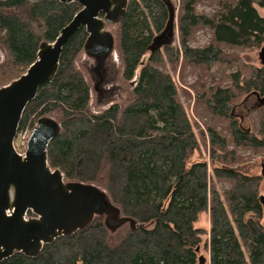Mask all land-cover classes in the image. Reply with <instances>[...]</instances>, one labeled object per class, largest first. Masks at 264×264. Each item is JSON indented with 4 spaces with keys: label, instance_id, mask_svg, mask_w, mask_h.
<instances>
[{
    "label": "trees",
    "instance_id": "obj_1",
    "mask_svg": "<svg viewBox=\"0 0 264 264\" xmlns=\"http://www.w3.org/2000/svg\"><path fill=\"white\" fill-rule=\"evenodd\" d=\"M202 0H126L119 20L117 47L125 80L141 59L132 98L100 112L89 107L90 85L77 67L87 32L79 27L63 45L53 78L38 87L26 105L17 131H31L38 120L59 112V130L47 146V163L65 182H102L122 215L136 222L114 241L103 216L69 235L56 237L35 256L15 252L0 264H196L207 251L208 264H264V205L260 175L235 166L239 149L264 154V130L243 126L234 108L247 97H264V65L239 63L235 49L264 45V0H209L212 15L197 12ZM77 2L0 0V85L18 78L37 59L43 43H53L80 9ZM174 11L168 44L149 51L153 38ZM207 29L203 46H190L194 33ZM231 49V50H228ZM167 61L199 68L197 95L205 109L228 119L229 137L207 127V159H191L200 148L196 125L178 100L175 79L161 67ZM236 65L225 85H206L212 67ZM201 80V82H200ZM196 88V87H195ZM264 115V105L254 106ZM204 137V136H203ZM232 148H229V146ZM216 181L230 182L218 191ZM208 224L194 226L201 214ZM27 215H32L30 210Z\"/></svg>",
    "mask_w": 264,
    "mask_h": 264
},
{
    "label": "water",
    "instance_id": "obj_2",
    "mask_svg": "<svg viewBox=\"0 0 264 264\" xmlns=\"http://www.w3.org/2000/svg\"><path fill=\"white\" fill-rule=\"evenodd\" d=\"M59 1L77 2L81 8L53 43L40 45L37 59L23 74L0 88V262L15 252L35 256L44 244L83 228L75 227L78 225L76 218L82 216L80 207L85 202H92V196H98L92 186L85 183L76 182L80 189L73 191L70 183L64 182L61 171L49 167L47 146L57 135L59 123L45 117L38 120L30 134L25 158L13 149L22 113L35 97L38 87L53 78L67 39L84 26L88 34L84 48H96L103 41L105 22L118 21L123 13L113 8L117 5L116 0ZM174 15L170 9L166 26L153 38L149 51L170 42L174 34ZM258 58L264 65V45L259 48ZM256 97L260 105L264 104V97ZM11 186L14 189L12 204L8 195ZM86 187L91 191L86 192ZM260 200L264 205V196L260 195ZM7 210H12L10 215ZM28 210L37 218L25 220L24 214Z\"/></svg>",
    "mask_w": 264,
    "mask_h": 264
},
{
    "label": "rangeland",
    "instance_id": "obj_3",
    "mask_svg": "<svg viewBox=\"0 0 264 264\" xmlns=\"http://www.w3.org/2000/svg\"><path fill=\"white\" fill-rule=\"evenodd\" d=\"M170 1L172 4L174 3L177 13V0ZM116 2L117 5L113 6V8L115 7L121 14L126 4V0H116ZM218 8L219 6L215 1L209 0L200 1L196 7L198 13H205L207 15H212ZM258 10L260 14L264 16V9L259 8ZM102 32L104 33V38L100 45L93 49L84 48L83 52H81L76 59L77 67L85 74L90 85L91 97L88 107L92 112H100L112 104H117L120 108L128 104L132 98V89L137 82L140 68L148 58L147 53L143 56L140 64L135 69L133 77L130 80H125L122 75V60L118 54L117 47V21L109 23L105 22ZM210 37L211 34L207 29L200 28L194 33L189 45L194 47L203 46L208 43ZM173 44H178V34L176 28ZM235 50L239 54V63L255 67L260 66L258 58L259 49L250 48ZM4 60L5 54L0 48V65L4 62ZM170 66L171 65L165 61V64L161 67V69L164 72L169 73L175 79L179 87L177 94L178 100L187 109L188 114L195 123V130L203 133L202 137L199 135V139L201 140L200 148L192 154L191 159H207V127L212 126L216 128L221 135L228 138V119L211 114L205 109L203 102H198L197 95L202 93V89L198 88L196 85V81L199 78L200 73L199 68L190 65H181V61L175 70H173ZM235 67V64L221 69L212 67L209 70V73L212 75L203 76L201 79L208 86L215 84L225 85L227 81H222V77L234 71ZM7 85H9V83L0 85V88L1 86L3 87ZM240 101L242 102H239V105L234 108V113L240 118L243 126L246 128L251 127L256 132L264 130V115L262 112H258L254 109V106L256 107L257 105V107H262L264 104L260 105L254 96L247 97V100L243 99ZM45 118H49L50 121L58 124L60 115L59 112H54ZM229 148H232V146L230 145ZM237 154L239 155L240 160L235 166L249 174L261 176L259 193L261 196H264V154H258L249 149H239L237 150ZM69 183L73 191H78V189H80L76 187V182ZM89 185L92 186L93 191L98 196L97 198H93L94 196H92V202H85L81 205L80 213L82 216L76 218V224L78 223V225H75V227L85 226L92 218L97 215H101L103 216L104 222L109 231V241L114 242L122 234L126 227L136 226L135 220L120 213L118 206L111 201L102 182L98 181L95 184L92 183ZM215 186L218 191L222 192L230 187V182L216 181ZM85 189L86 192L91 191L90 187H86ZM36 218L37 217L32 214L30 216H26L24 219L30 220ZM262 223L264 224V212ZM206 224H208V220L206 215L202 213L198 221L195 222L194 226H204ZM196 264H208L207 251H201V255H199Z\"/></svg>",
    "mask_w": 264,
    "mask_h": 264
},
{
    "label": "built area",
    "instance_id": "obj_4",
    "mask_svg": "<svg viewBox=\"0 0 264 264\" xmlns=\"http://www.w3.org/2000/svg\"><path fill=\"white\" fill-rule=\"evenodd\" d=\"M31 131H16L14 140H13V149L17 155L21 158H25L27 154V145L29 141ZM12 210H7L6 213L10 215ZM28 216L27 212L25 213V217ZM24 217V218H25Z\"/></svg>",
    "mask_w": 264,
    "mask_h": 264
},
{
    "label": "bare ground",
    "instance_id": "obj_5",
    "mask_svg": "<svg viewBox=\"0 0 264 264\" xmlns=\"http://www.w3.org/2000/svg\"><path fill=\"white\" fill-rule=\"evenodd\" d=\"M8 195H9L10 204H12L14 200V189L12 186L9 188Z\"/></svg>",
    "mask_w": 264,
    "mask_h": 264
},
{
    "label": "flooded vegetation",
    "instance_id": "obj_6",
    "mask_svg": "<svg viewBox=\"0 0 264 264\" xmlns=\"http://www.w3.org/2000/svg\"><path fill=\"white\" fill-rule=\"evenodd\" d=\"M256 98V100L259 102V99L257 98V97H255Z\"/></svg>",
    "mask_w": 264,
    "mask_h": 264
}]
</instances>
